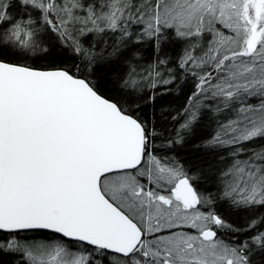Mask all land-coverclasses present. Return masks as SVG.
<instances>
[{
    "label": "snow or ice",
    "instance_id": "snow-or-ice-1",
    "mask_svg": "<svg viewBox=\"0 0 264 264\" xmlns=\"http://www.w3.org/2000/svg\"><path fill=\"white\" fill-rule=\"evenodd\" d=\"M0 264H264V0H0Z\"/></svg>",
    "mask_w": 264,
    "mask_h": 264
},
{
    "label": "trees",
    "instance_id": "trees-1",
    "mask_svg": "<svg viewBox=\"0 0 264 264\" xmlns=\"http://www.w3.org/2000/svg\"><path fill=\"white\" fill-rule=\"evenodd\" d=\"M177 103H179V101H177Z\"/></svg>",
    "mask_w": 264,
    "mask_h": 264
}]
</instances>
